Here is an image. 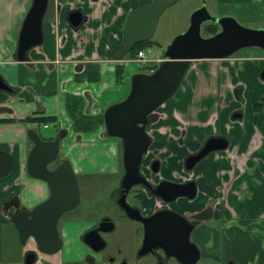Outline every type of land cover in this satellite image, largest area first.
I'll list each match as a JSON object with an SVG mask.
<instances>
[{
	"label": "crops",
	"instance_id": "1",
	"mask_svg": "<svg viewBox=\"0 0 264 264\" xmlns=\"http://www.w3.org/2000/svg\"><path fill=\"white\" fill-rule=\"evenodd\" d=\"M151 1L48 0L42 43L19 62L18 36L32 0H0V76L12 90L0 91V151L12 158L10 172L0 178V264H24L28 248L11 222L16 211L11 203L30 209L48 194L44 181L26 173L30 130L53 126V136L43 138L58 139L59 157L80 168L117 167L115 150L121 144L106 135L104 112L127 97L132 77L142 69L112 54L123 42L129 13ZM214 3L216 9L226 4L238 12L245 6L247 19L264 30V0ZM74 11L82 16L78 26L68 20ZM252 48L191 62L175 95L156 110L147 128L149 150H165L162 175L167 179L209 138L227 141L225 149L195 164L196 196L183 203L197 214L198 264L201 258L222 256L226 264H264V51ZM28 117L54 121L40 126L20 121Z\"/></svg>",
	"mask_w": 264,
	"mask_h": 264
},
{
	"label": "water",
	"instance_id": "2",
	"mask_svg": "<svg viewBox=\"0 0 264 264\" xmlns=\"http://www.w3.org/2000/svg\"><path fill=\"white\" fill-rule=\"evenodd\" d=\"M176 1L153 0L130 12L124 27L123 42L113 51V58L122 59L134 45L150 40L159 17ZM47 6L48 0H32L18 36L16 58L19 62H24L27 52L42 43V22ZM68 20L72 26H78L82 21L81 13L71 12ZM208 22L218 24L220 30L214 35L203 38L200 34L201 27ZM249 47L264 51L262 28L243 27L229 16L212 17L203 4L190 15L187 30L176 36L159 54L162 61L158 68L152 73H138L132 77L127 97L109 106L104 112L106 135L117 138L121 142L124 167L123 187L127 189L134 184H145L139 173V166L143 154L151 144V138L146 129L149 116L155 114L160 106L174 96L191 62L227 58ZM261 78H264V70ZM0 91L12 92L1 76ZM27 136L33 147L27 156L26 173L32 179L44 181L49 196L34 206L30 214L26 211L14 214L11 222L21 242H24L26 237H32L43 252L51 254L61 247L56 228L58 219L63 213L73 209L78 202L76 178L68 162L62 163L51 171L46 169V166L57 158L58 139L42 140L35 130H30ZM226 146L227 141L222 137L209 138L197 154L185 159V170H191L207 155L223 150ZM11 167V156L0 151V178L6 176ZM152 193L170 202L177 197L192 199L195 197L196 189L194 182H189L176 185L171 198H164L159 190ZM167 214L169 216L163 217V214L159 213L148 219L131 217L142 221L146 228L144 242L146 248L159 246L167 256L175 258L180 263L194 264L199 259V251L189 243L187 220L173 212H167ZM177 231L184 234L182 246L172 244ZM34 262L35 254L33 252L27 254L24 264Z\"/></svg>",
	"mask_w": 264,
	"mask_h": 264
},
{
	"label": "flooded vegetation",
	"instance_id": "3",
	"mask_svg": "<svg viewBox=\"0 0 264 264\" xmlns=\"http://www.w3.org/2000/svg\"><path fill=\"white\" fill-rule=\"evenodd\" d=\"M155 118L157 114L149 116L148 126ZM200 150L189 153L182 160L180 171L174 173L172 179H167L162 175V154L165 150L148 148L139 166V173L145 184H134L127 189L122 186L124 176L122 150H119L118 156L120 166L113 170L80 168L68 157V164L76 178L79 198L76 206L63 213L56 223L61 247L55 253H45L32 237H26L22 242L23 246L26 248L28 246L23 263L26 255L33 252L35 254L33 264H182L175 258L167 256L159 246L146 248L144 246L146 228L142 221L131 216L148 219L159 213L163 214V217L169 216L167 212L179 214L188 222L186 227L189 230V243L198 249L193 238L198 222L197 214L185 209L183 205L184 202H192L195 197L192 199L177 197L167 202L152 192L159 190L164 198H171L176 185L189 182L195 184L191 177L194 167L186 171L185 159ZM58 156L59 154L46 166L48 171L64 163ZM52 164L53 166H50ZM81 178L84 184L79 183ZM195 189L197 192L196 185ZM11 205L16 208L14 214L22 211L30 214L33 208L28 209L15 201ZM183 236L182 232L180 234L177 231L172 244L182 246ZM194 264H198V261Z\"/></svg>",
	"mask_w": 264,
	"mask_h": 264
},
{
	"label": "rangeland",
	"instance_id": "4",
	"mask_svg": "<svg viewBox=\"0 0 264 264\" xmlns=\"http://www.w3.org/2000/svg\"><path fill=\"white\" fill-rule=\"evenodd\" d=\"M203 4H205L209 14L212 17L218 18L219 17L218 15L220 14H227L229 15V17L234 18L236 22L243 27L250 28V29H255L256 27V24L253 21H249L247 19L249 12H246L244 10L245 6H240L239 10H241V12H238V11H231V8H233V6L226 5V4H218L217 9H216L214 0H177L174 4L166 8L164 12L161 14V16L159 17L154 34L152 36V40L154 41L155 44L151 46L149 53H148V57L154 58L158 56L162 52V50L176 36L185 32L189 25L190 15L192 14V12L200 8ZM238 7H239L238 5H235L236 9ZM200 34L203 38L207 37L202 27H201ZM252 49L260 50L255 47ZM143 66H146V65H143ZM45 128H43L42 126L38 130V133L42 137H45V138L52 137L53 134L55 133V129L53 128V126L48 124V126ZM115 151H116V154L119 156V150H115ZM118 156L116 157L117 163L119 162L117 164V167L120 166V161H118L119 160ZM50 166H53V164ZM83 181L84 180L81 178L79 180V183L84 184ZM222 257L223 258H221V260H215V261L210 260V259L205 260L201 258L199 261V264H226L227 257H224V256Z\"/></svg>",
	"mask_w": 264,
	"mask_h": 264
},
{
	"label": "trees",
	"instance_id": "5",
	"mask_svg": "<svg viewBox=\"0 0 264 264\" xmlns=\"http://www.w3.org/2000/svg\"><path fill=\"white\" fill-rule=\"evenodd\" d=\"M202 28H203L204 33H206V36L207 37H209L211 35H214L215 33H217L220 30V27L218 26V24L211 23V22H208V23L203 24L202 25ZM154 44L155 43L152 40V38L150 40L143 41L141 43H137L136 45H134L133 49L126 55L125 58H127V59H133L137 55V53L139 51L145 50V49H150L151 46L154 45ZM159 65H160V63H151V64H148L145 67H143L142 70H140V73H144V74L152 73L153 71H155L158 68ZM122 74H123V68H122V66L116 67V79H117V81H120L121 80ZM257 107H259V104H256L254 106L255 109ZM8 121L11 122L12 120H7V121L4 120L3 122L4 123H7ZM20 121H22L25 124L26 123H32V122H34L38 126H40V125H43V124H47V123H49L51 121H54V119L53 118H50V117H28V118H26L24 120H20ZM35 131L38 133V129H36ZM38 135L40 136L39 133H38ZM41 138H42V140H50V139H45L43 137H41ZM119 159H120V157H119ZM63 161L64 162H68L67 160H63Z\"/></svg>",
	"mask_w": 264,
	"mask_h": 264
},
{
	"label": "built area",
	"instance_id": "6",
	"mask_svg": "<svg viewBox=\"0 0 264 264\" xmlns=\"http://www.w3.org/2000/svg\"><path fill=\"white\" fill-rule=\"evenodd\" d=\"M148 53H149V49L148 50H141L137 53V55L135 56V59H134L137 66L140 67V66L150 64L153 62H158V60H154V59L149 58Z\"/></svg>",
	"mask_w": 264,
	"mask_h": 264
}]
</instances>
